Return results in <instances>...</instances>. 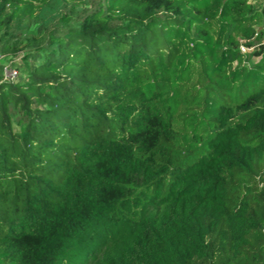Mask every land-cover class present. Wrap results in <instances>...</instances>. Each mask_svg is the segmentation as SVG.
I'll return each mask as SVG.
<instances>
[{
  "label": "trees",
  "instance_id": "1",
  "mask_svg": "<svg viewBox=\"0 0 264 264\" xmlns=\"http://www.w3.org/2000/svg\"><path fill=\"white\" fill-rule=\"evenodd\" d=\"M262 26L264 0H0V264H264Z\"/></svg>",
  "mask_w": 264,
  "mask_h": 264
},
{
  "label": "rangeland",
  "instance_id": "2",
  "mask_svg": "<svg viewBox=\"0 0 264 264\" xmlns=\"http://www.w3.org/2000/svg\"><path fill=\"white\" fill-rule=\"evenodd\" d=\"M92 7H94V5H92L91 3H85V4H80V5L76 6V8H75V18L77 19L83 13H85L87 10H90ZM77 25H78L77 20H74L73 26H77ZM257 30L258 31H263V35H264V26L257 27ZM27 36L31 37V33L29 32L27 34ZM262 41L264 42V36H263ZM255 47H257V45L254 46V48ZM243 48L245 49V47H243ZM254 48H252V49H254ZM252 49H249V51H251ZM15 58H16V56H12L11 54H6V53L2 52L1 51V43H0V69L2 68V71H3V68L5 66L11 65V64H15V63H19V65H21V69H24V65L25 64H23L21 60H18V59H15ZM28 63H31V61L29 60ZM21 71L22 70H20V74H21V77H22ZM3 76H4V74H3Z\"/></svg>",
  "mask_w": 264,
  "mask_h": 264
},
{
  "label": "built area",
  "instance_id": "3",
  "mask_svg": "<svg viewBox=\"0 0 264 264\" xmlns=\"http://www.w3.org/2000/svg\"><path fill=\"white\" fill-rule=\"evenodd\" d=\"M242 51H245L244 48H242ZM3 74L4 77L10 81H14L17 79V77L19 76L18 71L14 68H10L8 66H5L3 68ZM261 186H264V184L262 183ZM262 234L264 235V228L262 229Z\"/></svg>",
  "mask_w": 264,
  "mask_h": 264
}]
</instances>
